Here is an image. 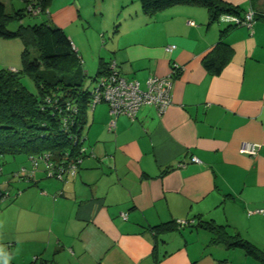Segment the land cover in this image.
I'll return each instance as SVG.
<instances>
[{
  "label": "crops",
  "instance_id": "0c3cea01",
  "mask_svg": "<svg viewBox=\"0 0 264 264\" xmlns=\"http://www.w3.org/2000/svg\"><path fill=\"white\" fill-rule=\"evenodd\" d=\"M57 1L50 2V21L60 26L55 13L67 8L94 33L108 35L102 61L114 60L126 79L144 88L173 64L179 73L162 114L143 105L134 119L119 115L109 128L106 103L88 109L87 151L77 172L65 182L35 174L36 183L0 214L9 250L49 264H261L242 248L212 242L199 224L225 225L264 249V0H223L242 15L255 12L251 26L231 28L224 14L211 21L205 7L191 4L149 15L139 0H64L60 7ZM67 35L82 61L81 47ZM219 40L230 58L213 74L203 59ZM22 50L20 39L0 38V68H19ZM243 141L260 144L258 154L239 152ZM177 219L192 222L154 228Z\"/></svg>",
  "mask_w": 264,
  "mask_h": 264
},
{
  "label": "trees",
  "instance_id": "16d2710c",
  "mask_svg": "<svg viewBox=\"0 0 264 264\" xmlns=\"http://www.w3.org/2000/svg\"><path fill=\"white\" fill-rule=\"evenodd\" d=\"M21 1L23 5L15 9H8L0 1V38H18L23 44L20 67L0 68V155L26 154L30 159L51 153L58 162L77 156L83 158L86 152L82 154L79 150L84 141L75 144L74 138L83 134L91 94L89 90L83 88L84 71L81 58L64 29L50 24L47 18L46 22L40 24H23L22 20L26 15H33L27 10L28 5L39 6L40 14L48 16V5L51 0ZM139 2L142 11L149 15L165 7L191 4L205 7L211 21L217 20L222 14L242 16L239 8L223 0H139ZM11 21L19 22L18 27L9 28ZM229 27L235 25L229 23ZM229 58V46L219 40L204 57L203 65L211 73L219 74ZM108 66L109 62L99 61L95 79L106 73ZM24 76L32 82L35 91L23 83ZM69 176L58 181L65 182ZM26 181L30 185L36 183L35 177ZM7 194L10 196V193ZM199 226L212 233V242L242 248L248 255L264 264V249L244 239L238 232L231 233L225 225L208 221L200 223ZM172 227L176 228L174 222L171 227L160 225L154 228L160 230ZM29 264L49 263L35 256Z\"/></svg>",
  "mask_w": 264,
  "mask_h": 264
},
{
  "label": "built area",
  "instance_id": "2783aa9c",
  "mask_svg": "<svg viewBox=\"0 0 264 264\" xmlns=\"http://www.w3.org/2000/svg\"><path fill=\"white\" fill-rule=\"evenodd\" d=\"M27 10L33 15H39L41 12L40 7L33 4L28 5ZM223 16L225 21L235 26H251L255 21V12L253 10L247 11L242 16L234 14H224ZM189 24L193 25V22L189 21ZM174 49L175 45L173 44L166 47V51L169 53ZM177 73H179L178 65L173 64L169 75H152L147 79L146 86L142 88L138 80L126 79L120 73L116 62L111 60L106 73L95 79L94 88L90 91L91 100L89 103V109H93L94 106L99 103H106L112 116V119L109 122V128H114L115 119L119 115H127L131 119H134L143 105H153L156 107L158 113L162 114L172 103L171 79L172 76ZM84 138V135L81 134L80 137L74 138V143H83ZM260 146V144L243 141L239 146V152L249 156H256ZM86 151L85 145L81 146L79 152L84 154ZM29 160L30 167H22L16 173V175L24 178V180H31L35 177L36 169L39 167L40 162L44 165L46 177L60 181H62L67 175H74L77 171L78 165L82 162L80 156L58 162L54 159L51 153H45L37 157H30ZM190 160L193 162H200L197 157H192ZM1 196L2 200L9 197L7 193L2 194ZM254 212H262V210L259 209ZM121 216L123 219H126V213H122ZM191 222L192 221L185 219H177L174 221L177 228L187 226L191 224Z\"/></svg>",
  "mask_w": 264,
  "mask_h": 264
},
{
  "label": "rangeland",
  "instance_id": "374dc122",
  "mask_svg": "<svg viewBox=\"0 0 264 264\" xmlns=\"http://www.w3.org/2000/svg\"><path fill=\"white\" fill-rule=\"evenodd\" d=\"M1 1V0H0ZM55 2L56 0H52ZM13 5L17 6H22L21 0H11ZM64 2V0H59L58 6L61 5V3ZM60 7V6H59ZM55 9V6L51 5L49 3L48 5V16H50L52 10ZM58 24H61L60 26H64L63 28H66L67 33H71L72 36H74V40L72 39L73 43L75 46H80L82 50V69L84 71V76H83V88L91 91L94 88L95 85V77L96 73L99 67V61L104 60L101 56L105 54V50L103 45L105 41L107 40L106 37H103L98 33H94L91 27L88 26V23L78 21L75 18V15L71 12L70 9H64L63 11H60L59 13H55ZM46 16L45 14H40V15H26L22 22L24 25H33V24H40L43 22H46V18L50 22V24L55 25L53 23L50 17ZM91 26H97L99 21L98 18H91ZM112 22V21H111ZM116 24V23H115ZM108 25L109 27H116L118 28V24L116 25ZM220 24H224L223 22ZM19 22L17 21H11L9 22V28L15 29L18 27ZM56 26V25H55ZM58 26V27H60ZM61 27V28H62ZM114 29V28H113ZM112 29V30H113ZM101 57V59H100ZM86 70V71H85ZM87 72V73H86ZM23 83L27 86L32 91H35V88L32 84V82L27 78L23 77L22 78ZM84 135V134H83ZM29 168L30 167V160L27 157L26 154H18L15 156L11 155H0V214L4 212V209L14 202V196L16 193L20 192L21 190L24 189V186L28 185L27 181L24 180V178H21L20 176L16 175V173L22 168ZM43 164L40 163L39 167L36 169L35 174H43L44 177H46V172L43 168ZM38 175V176H39ZM10 183H12L10 185ZM26 188V187H25ZM10 193V196L7 197L5 200H2V194ZM11 199V200H10ZM2 221L3 217L0 216V264H5V261H7V264H10V262H16V264H21V263H28L33 260L34 256L30 255H25L26 253H30L26 249L22 248L20 245L17 247V250L19 252L27 251L24 255L21 256V258H18V256H14L15 251L9 250V246L11 245V241L7 238V235L3 233V228H2ZM25 230V229H23ZM31 232H18L17 233V238H21L25 236H30L32 235ZM17 254V253H16ZM18 255V254H17ZM15 258V260H14Z\"/></svg>",
  "mask_w": 264,
  "mask_h": 264
},
{
  "label": "clouds",
  "instance_id": "9594fccd",
  "mask_svg": "<svg viewBox=\"0 0 264 264\" xmlns=\"http://www.w3.org/2000/svg\"><path fill=\"white\" fill-rule=\"evenodd\" d=\"M5 264H7V261H5Z\"/></svg>",
  "mask_w": 264,
  "mask_h": 264
}]
</instances>
